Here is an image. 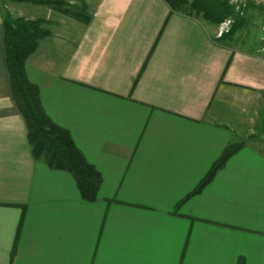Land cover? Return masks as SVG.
Here are the masks:
<instances>
[{"label":"crops","instance_id":"obj_1","mask_svg":"<svg viewBox=\"0 0 264 264\" xmlns=\"http://www.w3.org/2000/svg\"><path fill=\"white\" fill-rule=\"evenodd\" d=\"M88 15L44 20L25 74L100 173L92 202L32 155L0 0V264H264L261 146L244 144L188 196L257 128L264 38L244 35L246 21L217 36L219 24L165 0H92Z\"/></svg>","mask_w":264,"mask_h":264},{"label":"trees","instance_id":"obj_2","mask_svg":"<svg viewBox=\"0 0 264 264\" xmlns=\"http://www.w3.org/2000/svg\"><path fill=\"white\" fill-rule=\"evenodd\" d=\"M44 1L49 4H53L54 1L60 3V0ZM165 1L174 11L197 14L207 22L217 25L228 17H234L232 8L226 0ZM244 19L245 16L235 18L229 33L237 27L238 22L239 27H242ZM86 20L87 17L84 21ZM42 22L43 20L40 19L10 18L9 15L3 18L5 59L12 97L25 122L33 157L44 158L48 166L69 172L74 177L81 196L86 201L92 202L97 197L101 183L100 173L85 159L69 133L49 119L41 105L38 88L28 81L25 74L27 58L35 50L39 39L47 32L41 27ZM242 146L241 142L228 144L188 196L200 192L227 159Z\"/></svg>","mask_w":264,"mask_h":264},{"label":"rangeland","instance_id":"obj_3","mask_svg":"<svg viewBox=\"0 0 264 264\" xmlns=\"http://www.w3.org/2000/svg\"><path fill=\"white\" fill-rule=\"evenodd\" d=\"M5 6V16L9 15L10 18H24V19H40L43 20L41 23V27L45 30L46 27L44 25V20L48 18L53 20L56 17L61 18L66 16L70 21H80L83 22L86 17L89 18V9L92 3V0H60V3H56L54 1L53 4L46 3L44 0H1ZM9 11H6V10ZM69 9V10H68ZM73 11H72V10ZM262 12L259 15L250 18L249 15L245 17V27L241 28V32L247 36L264 38V11L260 9ZM68 11V12H67ZM35 15V18H27L23 15ZM47 16V17H46ZM45 17V19H44ZM260 102V114L258 115V119L256 120V129L252 128H244L241 135H239V140L237 142H241L244 144H258L261 148L264 149V95H261L262 99Z\"/></svg>","mask_w":264,"mask_h":264},{"label":"built area","instance_id":"obj_4","mask_svg":"<svg viewBox=\"0 0 264 264\" xmlns=\"http://www.w3.org/2000/svg\"><path fill=\"white\" fill-rule=\"evenodd\" d=\"M231 6L234 17L224 19L218 25L217 36L229 33L237 17H244L250 7L262 9L264 11V0H226Z\"/></svg>","mask_w":264,"mask_h":264}]
</instances>
